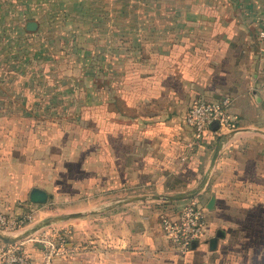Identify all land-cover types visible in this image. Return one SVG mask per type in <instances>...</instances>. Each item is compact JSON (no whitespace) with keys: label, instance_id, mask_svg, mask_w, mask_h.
Returning a JSON list of instances; mask_svg holds the SVG:
<instances>
[{"label":"crops","instance_id":"obj_1","mask_svg":"<svg viewBox=\"0 0 264 264\" xmlns=\"http://www.w3.org/2000/svg\"><path fill=\"white\" fill-rule=\"evenodd\" d=\"M194 1L155 0L156 5L174 6L180 21L198 20L200 28L172 30L177 38L169 50H156L178 54L166 68L161 56L145 80L119 81L107 100L105 138L98 135L91 142L96 146L91 163L101 171L88 179L89 188L98 191L94 197H133L121 204L84 202L63 210L65 205L57 208L53 203L62 197L69 201L73 194L62 192L61 186L60 194L32 186L31 191L42 189L50 198L46 204L17 208L18 216L32 212L33 220L12 237L33 264H47L46 244L59 250L51 264H71L88 255L91 264H264L263 84L250 73L254 61L247 33L232 23L236 17L224 8L236 1L202 0L204 8L197 16L188 8ZM237 4L245 5L243 0ZM158 9L164 14L158 18H165L167 11ZM153 31L146 34H163ZM186 37L196 39H181ZM224 96L235 101V129L198 140L184 123L188 109L199 100L215 102ZM200 191L196 200L206 213V231L186 255L166 238L158 218L162 209L132 201L148 193L186 196ZM71 215L80 217L64 219ZM218 232L224 237L211 250L209 242ZM58 234L65 237L61 243ZM87 243L89 254L83 246Z\"/></svg>","mask_w":264,"mask_h":264},{"label":"rangeland","instance_id":"obj_2","mask_svg":"<svg viewBox=\"0 0 264 264\" xmlns=\"http://www.w3.org/2000/svg\"><path fill=\"white\" fill-rule=\"evenodd\" d=\"M201 1L189 5V12L193 10L197 16L204 8ZM232 1L236 5L231 3L224 8L228 15L236 17L232 23L247 33L254 61L250 73L263 84L264 96V0H243V7L237 0H225ZM167 3L160 6L155 0H0L1 214L20 221L26 216L23 227L30 219L32 222V212L24 217L16 214L17 208L32 205V186L53 194H60L61 186L62 192L73 194L69 201L62 197L53 203L57 208L65 205L63 210L70 205L78 208L84 202L97 201L100 206L121 204L131 197H94L98 191L89 188L88 179L101 171L91 163L96 155V146L91 142H96L98 135L105 138L107 100L117 92L119 81L145 80L148 70L153 72L154 64L161 63V56L166 68L171 56L178 54L156 50L162 46V50H169L177 38L172 30L200 28L198 20L189 24L180 21V12L176 13L175 7ZM159 7L162 13L167 11L163 19L158 18L164 16ZM179 7L184 8L185 4ZM28 22H36L37 30L28 31ZM155 29L163 34H146H154ZM238 39L243 41V37ZM235 55L241 60L242 55ZM156 196L148 193L142 202L162 209L158 217L162 228L167 220L180 221L195 201L200 205L197 198L172 201L168 197L176 196ZM21 228H0V240L17 239L12 234ZM205 231L206 228L203 236ZM83 246L89 254V243ZM89 256L74 259L71 264H91Z\"/></svg>","mask_w":264,"mask_h":264},{"label":"built area","instance_id":"obj_3","mask_svg":"<svg viewBox=\"0 0 264 264\" xmlns=\"http://www.w3.org/2000/svg\"><path fill=\"white\" fill-rule=\"evenodd\" d=\"M233 100L229 96H224L215 102L199 100L193 104L184 117L185 125L192 129L198 140H207L210 134L226 129H235V121L232 117L231 109ZM215 123L219 124V129L215 132L212 127ZM206 216L203 208L195 201L184 212L178 222L165 221L163 229L167 239L171 241L178 251L182 254L190 250L193 242L199 240L206 228ZM26 220L20 221L8 218L0 213V228H21ZM5 229V230H7ZM17 231V230H16ZM64 235L58 234V242L64 241ZM45 259L47 264L59 256L58 248L53 245L48 247L46 244ZM0 264H33L23 245L19 242H5L0 240Z\"/></svg>","mask_w":264,"mask_h":264},{"label":"water","instance_id":"obj_4","mask_svg":"<svg viewBox=\"0 0 264 264\" xmlns=\"http://www.w3.org/2000/svg\"><path fill=\"white\" fill-rule=\"evenodd\" d=\"M38 28V24L36 22H28L27 23V26H26V29L28 31H35L37 30ZM219 124L218 123H215L212 127V130L213 131H217L219 129ZM200 192H196L194 194H191V195H186V196H176V197H168L169 200H172V201H181V200H186V199H193V198H196L200 193ZM50 196L48 195V193L42 189H39V188H34L31 193H30V202L32 204H36V205H41V204H46L49 200ZM155 199H159V197H155ZM146 198H143V197H137V198H134L132 199V201H145ZM213 205V201H211L210 203V207H212ZM80 215H71V216H68L66 218H64L65 220H71V219H76V218H79ZM224 237V234L222 232H218L216 234V237H214L212 240H210L209 244H210V249L211 250H215L217 248V244H218V240L220 238ZM2 241H5V242H16L18 241V239H12V238H2L1 239ZM193 246V249L196 248V246H198V241L194 242L192 244Z\"/></svg>","mask_w":264,"mask_h":264}]
</instances>
